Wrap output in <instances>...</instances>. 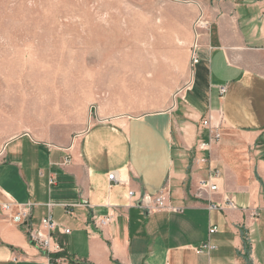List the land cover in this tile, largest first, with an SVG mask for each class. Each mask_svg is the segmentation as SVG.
<instances>
[{
  "label": "crops",
  "instance_id": "1",
  "mask_svg": "<svg viewBox=\"0 0 264 264\" xmlns=\"http://www.w3.org/2000/svg\"><path fill=\"white\" fill-rule=\"evenodd\" d=\"M178 2L187 18L170 58L173 105L101 119L66 146L23 133L0 147V264H264V0ZM208 117L220 139L200 150ZM209 177L217 192L197 196ZM160 193L181 211L140 206ZM18 206L29 210L22 224ZM48 214L61 246L50 257L28 235ZM203 244L213 249L198 255Z\"/></svg>",
  "mask_w": 264,
  "mask_h": 264
},
{
  "label": "rangeland",
  "instance_id": "2",
  "mask_svg": "<svg viewBox=\"0 0 264 264\" xmlns=\"http://www.w3.org/2000/svg\"><path fill=\"white\" fill-rule=\"evenodd\" d=\"M186 18L178 0H0V147L23 133L66 146L173 105Z\"/></svg>",
  "mask_w": 264,
  "mask_h": 264
},
{
  "label": "built area",
  "instance_id": "3",
  "mask_svg": "<svg viewBox=\"0 0 264 264\" xmlns=\"http://www.w3.org/2000/svg\"><path fill=\"white\" fill-rule=\"evenodd\" d=\"M192 62H193V64H196L198 62L195 55L192 56ZM219 91H220L221 95H224L226 93V88L221 87L219 89ZM210 124H211V118L208 117V118H206V120H204L203 126L209 130L210 140L208 143H201L199 145L200 150H208L213 142L218 141L220 139V135L217 133L216 128H212ZM67 162H68V160H67ZM108 179L110 182H115V183L118 182L116 180L115 173L109 174ZM212 181H213V179L211 177H209L206 180H201L198 183L197 196L200 197L202 194L217 192L218 187ZM128 196L131 199L134 197V193L132 191H130ZM139 204L147 212H157V211H161V210H169V211H174V212H180L181 211V209L176 208V207L166 203L164 193L163 194L160 193L157 196H153V197L145 194L140 198ZM225 207L232 208L233 207V201L231 199L226 200ZM212 208L213 209L220 208V209L224 210V206L213 205V206H211V209ZM3 209L6 212L11 211V206L5 205L3 207ZM11 218H12L14 223L22 224L24 221L27 222L30 218L29 210L26 207L18 206V211ZM111 218H112L111 216H107V218L100 221V224L104 225V224L109 223ZM40 226H41L40 229H33V228L28 229V235H29V239H30L31 244L37 250H39L40 252H42L43 254H45L49 257L53 254L60 253L61 252L60 244H58L52 238L53 233L57 229V225L52 220V218L49 214L41 219ZM216 231L217 230L215 227H211L209 229V235L214 234ZM62 232L64 234H69L70 231L68 229H63ZM212 249H213V247L211 245L203 244L199 248L196 249V253L198 255L208 254Z\"/></svg>",
  "mask_w": 264,
  "mask_h": 264
}]
</instances>
